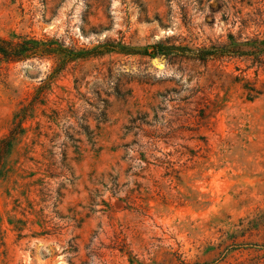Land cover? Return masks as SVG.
<instances>
[{
  "label": "rangeland",
  "instance_id": "obj_1",
  "mask_svg": "<svg viewBox=\"0 0 264 264\" xmlns=\"http://www.w3.org/2000/svg\"><path fill=\"white\" fill-rule=\"evenodd\" d=\"M229 35L242 56L143 54ZM13 36L56 51L0 63V139L39 101L0 181V264H264V0H0Z\"/></svg>",
  "mask_w": 264,
  "mask_h": 264
},
{
  "label": "trees",
  "instance_id": "obj_2",
  "mask_svg": "<svg viewBox=\"0 0 264 264\" xmlns=\"http://www.w3.org/2000/svg\"><path fill=\"white\" fill-rule=\"evenodd\" d=\"M229 39L230 43L227 46L220 48L221 50L217 48H210L192 51L187 48L156 44L152 47V52L146 53V51H144L143 54L150 58H155L158 56L168 57L171 55L192 56L194 59L201 62L224 57L231 58L234 56H242L241 54L243 51H241V47L246 45V43H237L230 35ZM46 43L15 36H13L12 40L0 38V63H15L30 60L33 58L52 56L53 54H55L56 50L47 46ZM263 54L264 48L257 52L256 58L260 59V56ZM82 55L83 53H77L73 58H77V56L80 57ZM38 102L39 101L35 99L34 101H31L27 106L22 107L14 115L12 126L8 134L0 139V181L5 179L6 174L8 173V170L6 169V162L8 158L11 156L14 148L20 143L21 139L26 133V129L23 127V124L28 117H33V111L35 105H37ZM84 130H88V128L85 127ZM67 143L75 144L78 143V141H75L72 139V137L67 136V142L64 141V143L61 144V154L64 157L63 161H65L66 159L64 149L67 148Z\"/></svg>",
  "mask_w": 264,
  "mask_h": 264
}]
</instances>
